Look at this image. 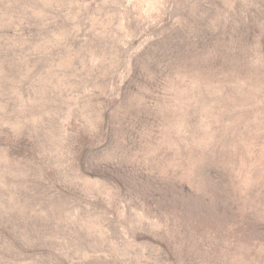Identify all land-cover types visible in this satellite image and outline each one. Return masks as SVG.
I'll use <instances>...</instances> for the list:
<instances>
[{"label": "rangeland", "instance_id": "rangeland-1", "mask_svg": "<svg viewBox=\"0 0 264 264\" xmlns=\"http://www.w3.org/2000/svg\"><path fill=\"white\" fill-rule=\"evenodd\" d=\"M0 264H264V0H0Z\"/></svg>", "mask_w": 264, "mask_h": 264}]
</instances>
